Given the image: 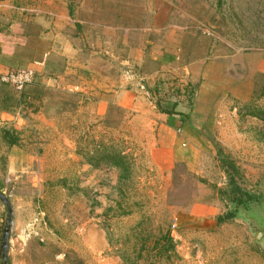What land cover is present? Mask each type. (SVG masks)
<instances>
[{"label":"rangeland","instance_id":"rangeland-1","mask_svg":"<svg viewBox=\"0 0 264 264\" xmlns=\"http://www.w3.org/2000/svg\"><path fill=\"white\" fill-rule=\"evenodd\" d=\"M64 2L91 35L80 45L92 52V70L78 67L44 89V78L33 76L46 140L29 122L12 162L0 145L3 194L25 203L45 248L63 250L68 261L264 264V0ZM95 71L145 78L156 109L179 100L191 136L181 154L156 144L151 129H134L114 106L103 116L83 108L82 91L67 86ZM37 101L19 115L33 119ZM213 148L233 161L238 190L257 200L232 201ZM219 215L225 220L216 224Z\"/></svg>","mask_w":264,"mask_h":264},{"label":"crops","instance_id":"crops-1","mask_svg":"<svg viewBox=\"0 0 264 264\" xmlns=\"http://www.w3.org/2000/svg\"><path fill=\"white\" fill-rule=\"evenodd\" d=\"M31 2L0 0V73L29 68L33 70L34 75L44 78L43 83L46 81V84H41L44 89L51 80L64 82L67 75L71 72L75 73L78 67L85 66L92 70L91 64L94 58L92 52L85 49V45L83 47L80 45L84 38L92 42L91 35L88 38L80 31L79 21L74 18L64 0H38L34 2L35 4ZM29 44L37 45L36 52L29 53ZM51 56L61 58L64 66L61 72L46 75L44 62ZM153 58L155 59L156 56ZM96 62L99 63V60ZM95 74V77L92 74L89 80L81 83L84 84L83 87L81 84L67 86L68 90L75 94L77 91H82L78 103L83 108L103 116L109 107L114 106L126 114L128 122L134 129L147 132L151 129L156 144L168 151L180 153L181 146L189 141L191 136L185 133L187 125L185 120L183 122L181 120L182 113L185 112L183 108H177L179 100L174 98L173 101L171 100V107L164 108L179 113L170 114L156 109L155 104L148 101L149 84L147 80L143 81L145 78L135 75V81H132L123 75L109 78L106 71H95ZM30 87L31 84H28L18 93L12 85L0 81V145L10 148L7 156L9 162L13 161L14 148L21 146L23 132L26 131L29 122L39 130L38 140L41 142L44 139L45 131L42 127L47 120L42 106L44 97L32 96L29 93ZM182 96L178 95L180 99ZM30 98L38 100L40 106L37 110L29 111L33 119L19 115L25 108L23 104L30 101ZM2 128L16 130L18 138L16 144L7 145L1 135ZM4 186L6 184L0 181L1 192ZM20 201L10 200L13 218L8 239L7 264H87L80 256H77L81 258L79 260L68 261V255L63 250L45 248L44 239L37 225L30 221L31 212L21 210L25 203ZM5 211L7 212L6 207L0 201V242Z\"/></svg>","mask_w":264,"mask_h":264},{"label":"trees","instance_id":"trees-1","mask_svg":"<svg viewBox=\"0 0 264 264\" xmlns=\"http://www.w3.org/2000/svg\"><path fill=\"white\" fill-rule=\"evenodd\" d=\"M63 60L61 58H57L55 60H46L44 62V73L46 75H52L56 72H61L63 69ZM32 89L29 90V93H31L33 96H37V94L32 93ZM158 108L161 111L170 113V114H176L177 112H174L173 109H164L158 106ZM1 135L3 140L7 143L8 146L14 145L17 143L18 138H17V132L14 128H2L1 129ZM214 154L216 155L217 159L220 162L221 167H223L227 177H228V182L231 185V188L229 190V193L231 195L232 201L236 205H244L248 206L251 202L257 200L256 196L254 194H250L248 192H240L238 189L239 187L236 184V176H238L236 167L233 163V161L228 157V155H225L221 149H216L213 148L212 150ZM119 167L122 168L123 166L119 164ZM237 193H240V196H237ZM225 217L224 216H217L216 218V224H220L224 222ZM165 239L167 241L171 240V236L169 234V231L166 232L165 234Z\"/></svg>","mask_w":264,"mask_h":264},{"label":"built area","instance_id":"built-area-1","mask_svg":"<svg viewBox=\"0 0 264 264\" xmlns=\"http://www.w3.org/2000/svg\"><path fill=\"white\" fill-rule=\"evenodd\" d=\"M33 76L34 72L29 68L8 70L0 73V81L12 85L20 93L26 85L32 82Z\"/></svg>","mask_w":264,"mask_h":264},{"label":"water","instance_id":"water-1","mask_svg":"<svg viewBox=\"0 0 264 264\" xmlns=\"http://www.w3.org/2000/svg\"><path fill=\"white\" fill-rule=\"evenodd\" d=\"M0 201L4 204L7 210V215L5 218V224L3 227L2 235H1V242H0V255H1V264H7L8 258V239L11 227V221L13 218L12 215V207L8 197L0 191ZM264 224V219H262Z\"/></svg>","mask_w":264,"mask_h":264}]
</instances>
